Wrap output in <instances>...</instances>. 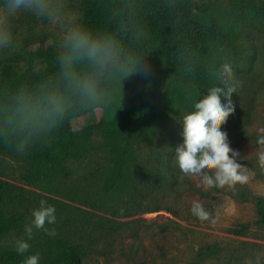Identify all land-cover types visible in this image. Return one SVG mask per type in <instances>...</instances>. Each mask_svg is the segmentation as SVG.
Here are the masks:
<instances>
[{
  "label": "rangeland",
  "instance_id": "rangeland-1",
  "mask_svg": "<svg viewBox=\"0 0 264 264\" xmlns=\"http://www.w3.org/2000/svg\"><path fill=\"white\" fill-rule=\"evenodd\" d=\"M238 0H191L193 27L204 34L199 37L196 57L203 73L217 62L231 65L236 80L243 86L233 97L235 112L221 131L228 134L230 147L241 154L240 163L248 166L253 175L246 185L235 188L205 189L198 181L185 177L175 160L171 167L178 169L175 181L163 187L151 188L137 183V190L127 194L113 193L105 204L98 201L104 186L107 157L102 151H92L78 160H70L71 173L57 181L56 192L47 193L40 188L27 187L34 200V209L41 200L55 207L57 235L87 252L81 264H264V224L258 220L257 200L264 198V168L255 158L257 145L255 128L264 125V37L258 33L243 35L255 44L246 52L231 54L228 40L220 37L210 27L227 34L241 33L242 20L234 13ZM253 15L258 13L254 0H245ZM250 1V2H249ZM254 2V3H253ZM73 6L87 23V2L73 0ZM253 9V12H252ZM247 11V10H246ZM15 51L0 53V87L5 67L14 69L20 76L48 77L55 71L56 48L50 41L55 30L46 21L21 13L14 21ZM202 27H205L202 29ZM148 47L154 55L165 80L167 94L175 84H189L194 89H204L207 84L181 66V51L172 43L145 34ZM242 47V48H243ZM150 83L142 74L114 82L112 106L117 107L133 95L143 97ZM105 108L79 113L66 120L75 131L98 124L105 116ZM181 111L177 119L162 131L163 144L169 147L168 155L183 143ZM55 132V131H54ZM94 144L103 143L99 132L93 136ZM174 143V144H172ZM244 157H248L244 159ZM150 151L142 140H136L133 150L135 166L151 169ZM27 149L18 153L14 147L0 155V177L20 183L28 164ZM201 202L213 214V221H200L191 213L192 201ZM162 210L152 212L155 206ZM101 207V208H99ZM32 210V211H33ZM33 219L30 215L27 224ZM235 230H242L237 235ZM47 235L43 230H33L27 240L25 232L0 241L1 245L15 247V241L24 238L36 249V243ZM213 250H207L209 247ZM39 264H44L40 257Z\"/></svg>",
  "mask_w": 264,
  "mask_h": 264
},
{
  "label": "trees",
  "instance_id": "trees-1",
  "mask_svg": "<svg viewBox=\"0 0 264 264\" xmlns=\"http://www.w3.org/2000/svg\"><path fill=\"white\" fill-rule=\"evenodd\" d=\"M85 1L87 23L101 25L113 31L125 47L142 61L144 70H139L132 76H145L150 83L149 89L143 97L133 95L129 100L124 99L117 107L111 103L105 108L104 118L96 125L75 131L70 123L63 122L48 139L47 146L38 143L27 149L29 161L20 183L0 177V241L24 232L34 208V200L27 187L40 188L54 194L58 179L71 173L68 162L72 159L78 160L92 151L104 152L108 161L101 199L98 201L101 204H105L106 198L113 193L127 194L131 190H137V183L141 181L151 188H160L175 181L179 172L177 168L171 167L175 155H168L170 151L163 144L162 131L177 119L182 109L191 111L192 100L198 98L197 93L205 95L208 87L213 84L224 87L219 63L203 73L196 57L199 37L206 32L193 27L191 0ZM254 2L258 8L256 15L249 11L250 5L247 1L238 0L234 3V13L242 20L241 33L227 34L215 27L209 29L228 40L231 54L246 52L243 43L253 49L252 55L256 54L255 44L244 33H258L264 37V0ZM145 34L175 44L181 51V66L207 86L204 89H194L187 83L175 84L167 94L164 76L155 63L147 41L144 40ZM54 74L55 71L48 77L29 79L20 76L14 69L5 67L2 87L36 83ZM113 91L114 83L112 93ZM235 95L233 93L231 99ZM221 103L227 104V98L221 96ZM97 132L101 134L103 143L96 146L92 139ZM140 139L147 144L150 151L152 165L148 170L134 164V144ZM11 147L0 140V155ZM162 209L163 207L157 205L151 211ZM257 210L258 220L264 224V198L257 200ZM235 232L237 235L243 233L242 230ZM35 248L21 255L16 252L15 247L1 245L0 264H23L27 256L36 253L40 254L44 264H81L87 254L83 247L62 237L47 236L38 240ZM213 248L211 246L207 250L211 252Z\"/></svg>",
  "mask_w": 264,
  "mask_h": 264
},
{
  "label": "clouds",
  "instance_id": "clouds-1",
  "mask_svg": "<svg viewBox=\"0 0 264 264\" xmlns=\"http://www.w3.org/2000/svg\"><path fill=\"white\" fill-rule=\"evenodd\" d=\"M25 13L46 21L55 30L50 41L56 48L55 74L36 83H20L15 87H0V140L18 153L47 141L63 122L79 113L93 112L109 106L113 101L112 85L144 70L138 60L107 28L86 23L73 6V0H0V53L15 51L14 21ZM224 87H208L206 94L197 93L192 109L183 117V143L175 149V163L185 177L198 181L205 189L249 183L253 173L240 163L241 154L230 147L228 134L222 125L234 114L232 94L242 88L230 64L222 65ZM221 96L227 104L221 103ZM71 102V103H70ZM257 148L255 158L264 168V125L255 128ZM248 157H244L247 159ZM56 209L41 200L31 213L33 219L25 225L27 240L33 230L57 235ZM191 213L200 221H213V214L196 200ZM26 239L15 241L18 254L29 251ZM36 253L23 264H39Z\"/></svg>",
  "mask_w": 264,
  "mask_h": 264
}]
</instances>
